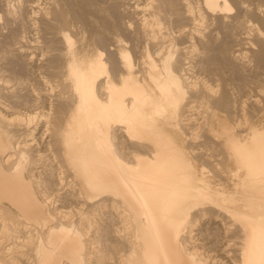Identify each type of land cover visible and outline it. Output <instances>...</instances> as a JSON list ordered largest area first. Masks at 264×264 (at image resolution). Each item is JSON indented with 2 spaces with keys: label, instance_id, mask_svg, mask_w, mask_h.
I'll return each mask as SVG.
<instances>
[{
  "label": "bare ground",
  "instance_id": "6f19581e",
  "mask_svg": "<svg viewBox=\"0 0 264 264\" xmlns=\"http://www.w3.org/2000/svg\"><path fill=\"white\" fill-rule=\"evenodd\" d=\"M22 1L23 0H18V6L16 4V7L13 8L8 5L6 9L7 12L15 17L20 16V6L21 3L23 4ZM59 1L60 0H58V2ZM61 2V8L56 7V9L51 11L52 13L54 12V15H51V17H43L42 15L40 23H42L41 30L45 32L46 36L47 33H51L52 35L58 34L59 37H55H61L60 40L62 39V42L57 40L60 45L62 43V48L56 45L54 48H60V55L65 59L64 62L62 61L64 66L62 67L61 64L62 69L52 80H54L53 83H57L58 86L63 83L68 87V90L63 92V98L71 100L72 103L71 101L70 103L73 105L68 119L60 127V130H58L60 131V133H58L60 134V143L64 145V157L69 167L72 169V173L76 177V179L73 177V181L70 180L67 182L69 185L68 188H72L70 193L73 195L79 192L81 194L80 197L84 198L91 206L93 205L92 208L95 206H112L117 209L115 215L118 217H114L119 218L118 221L120 223L123 221L122 228L121 226L120 228L121 230L123 229V231L126 229L127 234L124 236L123 231V234L120 233L121 230L117 227L118 225L115 226V224H117L115 218H113L115 224L111 227V231L114 232V234L116 233L117 236L120 237L122 235L123 237L122 240H124L125 247L127 248V251L126 248H123L125 249L124 251L127 252L125 256L126 264H207V259H209V257H206V259L203 258V256L200 255L202 251H198V248L195 249L197 246L196 244L194 248L192 246L193 249L190 246L195 240L192 239L193 235H191V225L195 221L192 220L193 218L191 215L195 209L205 210L207 207L219 208L220 211L223 210L228 212L227 214H230L229 216L232 217L231 219L240 225L238 226L236 224L238 227H241V231H239L240 234L242 232L240 244L238 245L239 247L237 246L239 248V251L237 250L239 254L238 258H240V262H238L240 264H264V129L261 130L256 126H251L247 136L242 138L235 134L233 130L224 128L223 131L220 132L219 129L216 128L215 123L212 125L210 124L212 137L224 138L225 145L228 147L229 157L233 159L237 165L233 174L241 178L239 187L231 191L224 188L213 187L205 176L200 174L196 169V164L193 160L194 158L200 159V156L198 157V155H195L198 154V151L194 152L195 154L193 152L190 153L189 148L191 145L189 147L187 146L188 143L184 145L185 139L181 144L180 142L183 139L180 141V134H178V132L181 128H186V124L189 121L187 119H190V117H185V115L188 111L187 105H190L191 102L203 100L208 103L207 106H210L211 109H220V111L224 113L228 105L230 106L232 102L233 115H235V111L237 110H234V107L238 108L239 105L236 99L231 101L225 91L221 94H215L213 91L210 92L206 90V88L205 90L199 89V86V88L197 86L193 88L188 83V79L191 77V71L189 72L188 69L190 68V61L194 60L188 59L189 61L183 62L181 61V57L180 59L178 58L180 53L177 55L178 50H183L185 46L175 47V44L178 42L172 43L173 41L167 42L162 40L166 34L169 37L172 33V26L169 25L172 21L170 20L172 17L169 16H171L172 13H174L173 16H175V21L173 20L172 22H178V27L177 23H173V28L176 25L175 27L178 28L177 32L182 35L187 30L189 24L193 25L191 28H196L195 24L198 23V21L203 23L205 20L203 18H205L206 15L212 14L215 16L216 14L217 16L218 14L219 16V14L223 12H231L229 11L232 8L230 1L202 0L198 9L193 6L194 3L192 4L190 0L144 1V5H142V9L146 5V11L144 12L145 16L144 18L142 17L144 22L142 21V25L140 27L138 25V27L142 30L144 29L147 32L146 35H152V37L155 36V38L162 36V41L160 38L159 41L156 40L157 38H153V50H150V45L148 50H146L149 68L145 69L146 72L145 70L142 71L137 69L139 71H137V74H134L135 57L132 55L130 49L123 48L122 46L118 47L117 45L119 50L115 51L118 52L116 56L120 62L119 64L126 70L125 73L121 74V79H117L119 80L118 82L113 78V71L111 70L117 66L115 60L112 59V66L109 64L113 52L108 55L106 51L108 49H113L112 46L115 45L111 44V40L115 42L121 41L120 30L130 27L131 24L128 25L125 23L126 21L124 22L123 20L119 21L114 16L110 17L112 14L108 9H94L91 7L92 4L90 3H96V0H79V4L84 10L83 12L89 16V21L92 22V19L97 20L96 18H101L104 22L103 23L101 20V24H104L103 28L101 26L103 30H99L95 25H90V32L89 29L86 28L90 36L85 38L79 46L81 47L80 49L90 51L94 53V55L84 60L78 55V45L75 39L76 32H70V26L72 24L70 25L67 20L69 15L74 12L75 7H72L73 9L71 8L72 4L70 3L72 2ZM113 2L118 3L119 0H113ZM37 3L38 2H35L36 5ZM26 4L28 5V3ZM73 4H76V2ZM257 4H255V6ZM260 6L256 8L261 9ZM26 7L25 5V8ZM170 7H174L173 11L169 10ZM32 9L31 11L33 12ZM71 9L73 10L72 12ZM257 10L258 9H256V11L254 10L255 12L252 11L254 12L252 16L254 15V17L257 18L256 20L262 25L255 22L264 29V14L260 11L257 12ZM248 11H250L249 8ZM42 14H44V12ZM227 14L220 15V17L225 20L228 18ZM74 15L77 16V13ZM35 17L37 18L36 14ZM28 19H30L29 16ZM68 19H70V17ZM37 20L36 23H38ZM188 20L190 21L189 23H184ZM31 22L33 21H30V23ZM88 22H85V24ZM255 22L253 24H256ZM81 23L82 27H84L85 24L82 20ZM226 23L228 24V21ZM167 24L169 28L171 26L170 34H168L169 30L167 29ZM252 26L256 28L255 25ZM38 28H40L39 25ZM38 28L36 30H39ZM72 29L74 30V28ZM84 29L81 30L83 36L86 34ZM262 29H260V32L263 31ZM232 30L231 28L229 32H225L226 34L224 33L225 39L218 44V48L222 49V53H227L226 57L221 58L222 61L227 63L232 69H236L242 62L240 63V57H238V59L235 55V49L237 48L233 47L235 43L233 45V43L231 44V41L228 40L234 35ZM194 31L196 30H193V32ZM174 36L176 37V35ZM56 38L54 42H57ZM147 42L146 45L149 44ZM233 52H235L234 55L232 54ZM106 54L107 56H105ZM154 54H159V56L157 57ZM254 57L255 58H252V60L254 59V62H256L260 68H264V45L257 48ZM185 63H188L189 66H185ZM195 106H197V104H195ZM190 108L191 107H189V109ZM216 109L214 110L216 111ZM3 111L4 110L0 108V116L2 118H4L1 115ZM229 111L230 109L226 113L227 116L232 112ZM214 113L215 112L212 110L213 115ZM33 114V112H29L27 115H24V118L32 119L34 116ZM10 118L12 117H9V119ZM13 119L14 118H12L11 121ZM235 121H237V119ZM16 122H18L17 119ZM119 126L122 127L124 135L127 136L126 138L131 140V142L146 145V151L141 153L136 152L131 157H127L124 153L119 151L116 140V130ZM3 129L4 131L7 130V142L6 138L4 139L5 142L1 140ZM12 129L3 124V119H0V208L3 207L8 209L7 211H9V214L16 216L17 218L15 219L20 220L19 222L25 225L28 226L32 224L33 226L34 224L36 226L35 228L28 227V229L25 228L26 226H22L25 228L24 230L27 229L26 231H30V234H32L27 236L30 242H35V252L37 254L35 255L38 259L36 263L89 264V261L93 260L92 258H96L97 261H99L103 257L109 256L110 253L104 252L107 240V226H101L98 229L99 231L96 232L97 234L94 235L93 233V236L91 235L92 238H89L86 236V233L91 229L87 230V227H85L86 229L80 227L81 225H77L78 222L76 223V221L69 223L58 219L59 221L56 223H51V215L53 214V216H56L58 211L55 213V211L51 210L55 214L50 212V210L48 211L46 205L38 199L30 181L23 176L24 162L32 158L33 153L30 152L31 149H29L28 146H25L27 143L24 142V139H26L23 138L24 135ZM180 133L182 134V132ZM189 136L194 138L192 133ZM181 138H184V136ZM8 146H13V150H10L7 155L5 154V161L8 164L10 162L13 171L6 170L1 162L2 153L8 149ZM202 155L204 156V154ZM34 178L37 183L43 182L41 175L37 174L36 171ZM39 178L42 181L39 180ZM42 187L45 189V185ZM45 196L48 198V195ZM76 196H78V194ZM49 200H51V198H49ZM2 202L9 203L19 213L4 205ZM46 204L48 205L47 202ZM55 208H57V206H54V209ZM2 210L4 211V209ZM13 212L14 214H12ZM104 213L105 212L102 211L103 215ZM218 213L222 214L219 210ZM195 214L197 215L198 211L197 213L195 212ZM5 215L7 216V214ZM86 216L88 217V213ZM86 216L83 217L84 221L87 219L85 218ZM105 218L107 217L103 216L100 218L99 225H101ZM93 219L96 221V218L93 217ZM88 221H86V224L91 222ZM92 221L93 223L95 222L94 220ZM11 223L10 225H13ZM216 223L218 224V222ZM123 225L127 226L123 228ZM6 230L8 231L9 229L7 228ZM15 230L13 229L11 231L13 232ZM21 230L22 229L16 230L15 232L19 231L16 235L20 236L21 234L19 233L22 232ZM12 232L10 234H12ZM3 234L2 230L1 235ZM119 237L117 238L119 239ZM14 238L18 237L14 235ZM24 238L26 239V237ZM87 238H89V245H87ZM18 239L20 240L22 238L20 237ZM26 241L30 245L29 240ZM187 242H191L190 245ZM87 249H89V251H87ZM6 250L5 252H7ZM0 252H2V249ZM3 256L4 255L1 256L0 254V264H7ZM101 261L99 263H101ZM234 261L236 260L234 259ZM33 262L32 264H36L35 258Z\"/></svg>",
  "mask_w": 264,
  "mask_h": 264
},
{
  "label": "rangeland",
  "instance_id": "374dc122",
  "mask_svg": "<svg viewBox=\"0 0 264 264\" xmlns=\"http://www.w3.org/2000/svg\"><path fill=\"white\" fill-rule=\"evenodd\" d=\"M61 1H66V2L68 1L69 3L72 2L70 3L72 4L71 8L75 7L74 12H72L73 8L71 9L72 16L69 15L70 19H68L69 18L68 17L67 20L69 21L70 25L72 24L71 26L69 25L72 30V31L70 30V32L71 33L76 32L75 39L78 45V49H77V51L79 52L78 55L85 60L93 56L94 53L87 51L85 49L84 50L80 49L81 47L79 45L82 44V41L85 38L90 36L89 34L90 25L92 26L95 25V27H97L99 30H103L102 28L104 26L103 24L104 22L101 18H96L97 20L92 19V22L89 21V16H87V14L83 12L84 10L82 6L79 4V0H75V1L74 0H70V1L60 0L59 2L58 0H37V1L35 0V2H38L37 5L35 4L34 0H26V1L23 0L22 1L23 4H25L28 8L26 7L27 8L26 10L25 5L21 3V6H20L21 14L20 16H16V17L14 15L9 14L6 9L8 5L11 8L16 7V4L18 6V0H0V108L4 110L3 111L4 115L3 113L1 114L4 118L0 116V119L1 120L3 119V124L8 126V128L10 129L13 128L14 130H17L18 133H21L22 135H24L23 138H26L24 139L25 140L24 142L27 143L25 146H28V148L31 149V151L30 150L29 151L33 153L32 154L33 157L29 158V160H25L27 164H26L24 174L27 177H30V180L34 183L36 193L38 197L46 205V209L48 208V211L50 210V212L55 211V213H57L58 211L56 216H53V214L51 215V220H50L51 223H56L59 220H64L69 223H71L72 221H76V223L78 222L77 225L78 224L81 225L80 227L82 228L87 227V230L91 229V230H88L89 233L88 232L86 233V236H88L89 238H92L93 233L94 235L97 234L96 232L99 231L98 229L101 226L103 227L107 226V229H106L107 240H106V246H105L104 252L110 253V254L109 256L107 255L105 258L103 257L101 259L103 262L101 260L97 261L96 258L95 259L92 258L93 260L89 261V264H101V263L102 264H126L125 256L127 253L126 252L127 248L125 247L126 245H125L124 240H122L123 237L121 234H123L124 232V236H125V234H127V230L125 229L126 233H125V230L124 231L123 229L121 230L123 221H121L120 219L121 221L120 223L118 221L119 218H116L118 217L115 215V213L117 212V209L112 206H106V207L95 206L94 207L95 209H94L92 208L93 205L91 206L90 203L84 200V198L80 197L81 194L79 192L78 193L75 192L78 194L79 197L76 196L77 194L72 195L70 193L72 188L71 189L70 187L68 188L69 185L67 182L70 180L73 181L74 180L73 177H75V175L72 173V169L69 167L64 157V154H63L64 145L63 143L62 144L60 143V136H59L60 134H58L60 133V131L58 130H60V127L68 119L69 113L71 109L73 108V105H71L72 103L71 100L63 98V94H64L63 92L68 90V87L65 86V84L63 83L58 86V84L55 82L53 83L54 80H52L53 77L58 75V73L64 66L63 62L65 59H63L64 57H61L60 55V51H59L60 48H56L57 51L54 48L56 46H60L62 48L63 46L62 43H61L62 45L61 46L59 42L57 41V40L61 41L62 39L60 40L61 37L58 38L59 37L58 34L52 35L50 33L51 34L50 35L47 33V36H46L45 32L41 30L42 23H40L42 19L41 18L42 15L43 17L44 16L51 17V15H54V12L52 13L51 11L56 9V7L61 8V5H62ZM144 1L146 0H119V2L116 3V2H113V0H96V3H90L92 4L91 7H93L94 9H99V8H103V10L108 9V11L112 14L110 15V17L114 16L119 21L123 20L124 22L126 21L125 23H127L128 25L131 24L130 27L123 28L122 30H120L121 41L115 42L114 40L110 39L111 44L112 45L115 44V45L113 46L111 45L113 49H108V48H107L108 50L106 49L107 50L106 52L108 55L113 52L111 54V57H110L111 61L109 64L112 66V59L115 60V63L117 66L111 70L113 71L112 72L113 78L117 82L121 79V74L125 73L126 71L119 64L120 62L118 61V58L116 56L118 52H115V51L119 50L118 49L119 46L120 47L122 46L123 48L124 47L129 48L132 55L135 57L134 74H137L138 70L143 71L149 68L148 67L149 60L147 57L146 50H148L149 45L151 47L150 50H153L152 49L153 43H154L153 38H155V36L152 37V35L151 36L148 34L146 35L147 32L144 29L142 30L141 28H139L144 22L143 21V18L145 16L144 12L146 11L145 9L146 5L142 9V5H144L143 3ZM190 1L192 2V4L194 3L193 6H195V8L197 9L201 5L200 2L202 3V0H190ZM229 1L232 6V8L229 10L231 12H226V13L223 12L224 14L221 13L219 14V16L218 14L217 16L216 14L215 16L212 14L208 16L206 15V17L203 18L205 19L203 23L198 21V23L195 24L196 28L194 27L191 28V26L193 25L189 24L187 30L182 35L179 32H177L178 28L175 27L176 25L173 28L174 22L172 21L175 19V16H173L174 13H172L171 16H169V17H172L170 19L172 21L169 24L172 26V33L170 31L171 26L169 28V25L167 24L168 26L167 29L169 30L168 34L171 33V35H169L168 37L166 34L165 37L166 36L167 37L166 38L163 37L162 40L167 41V42L173 41L172 43L178 42L177 44H175V47L185 46L183 50L181 51L178 50L177 55H179L180 53L178 58L180 59L181 57L182 58L181 61L183 62L194 60V61H190L191 62L190 68L188 69L189 72L191 71L190 72L191 77L188 79L189 80L188 83L193 88L194 86H197V87L199 86L200 87V88L198 87L199 89L205 90L206 88V90H209L210 92L213 91L215 94H219V93L221 94L222 92L225 91L226 95L231 99V101H234L235 99L237 100V104L239 106L238 108L234 107V110L237 109L235 111V115H233L234 113L233 103L231 101H230L231 102L230 106L228 105L229 108L227 107V110H225V113L220 111V109L214 108L216 109V111L214 109H211L210 106L209 107L207 106L208 103H206L203 100H200V101L198 100L196 101L197 103L195 101L191 102L193 105L191 103H190L191 106L188 104L187 105L188 111L186 109L187 114L184 113L187 115V116L185 115V117H188V118L190 117V119H187L189 120L188 123L186 124L187 129L181 128L178 132V134H180V141L181 139H183L180 143L182 144V142L185 139L184 141L185 144L184 143L183 144L187 145L188 143L187 145L188 147L191 145L189 148L190 153L192 152L194 153L198 151L197 152L198 154H195V153L194 154L198 155V157L200 156L199 157L200 159L194 158L193 161L196 164V169L199 171V173L204 175L205 178L211 183L213 187L224 188L226 190L231 191L239 187L240 185L239 182L241 178L240 176H236L233 174V171L234 169H236L237 165L235 161L233 159H230L229 157V152L227 149L228 147L227 145H225L224 138L223 137H212L213 135H212L211 125L215 123L216 128H218L220 132H222L224 128L233 130L235 134L239 135L242 138H245L247 136V133L251 126H256L257 128L261 130L264 129V106H263L264 105V68L263 67L260 68L256 64V62H254V59L252 60V58H255L254 54L257 48L264 45V33H262L264 32V29L261 28L262 26L258 25L261 23H259V21L256 20L257 18L254 17V15L252 16V13L254 14L256 9H258L257 12L260 11L262 14H264V9H262L264 8V0H229ZM74 2H76V4H73ZM26 3H28V5ZM29 4H30V7H29ZM255 4L257 5L255 6ZM36 6H37V9H36ZM259 6L261 9L256 8ZM247 7L249 8L250 11H248ZM170 8L169 10L173 11L174 7H170ZM31 9L33 10V12L31 11ZM79 9L81 12L79 11ZM43 12L44 14H42ZM34 13L36 14L37 18L35 17ZM73 13L74 14L77 13V16L74 15ZM27 14H34V15H27ZM226 14L228 15V18H226L225 20L220 17V15H226ZM28 16L30 17V19H28ZM36 20L38 21L39 24L36 23ZM81 20L83 21L84 24L85 22L89 21L88 23H86L88 26L85 24L86 26L85 27L83 24L84 27H82ZM101 20L103 22L102 24H101ZM30 21H33V22L30 23ZM227 21H228L229 26L226 23ZM189 22L190 21L188 20L184 23H189ZM254 22L257 24V26L256 24H253ZM175 23H177V27H178V22H175ZM38 25L40 28H38ZM252 25H255L256 28ZM73 26H75L76 28ZM37 28L40 31L44 32L43 34L46 37H44L43 34H41L42 32H40L39 30H36ZM72 28H74V30ZM86 28L89 29V32H87ZM231 28L233 29L232 33H234V35H232L231 36L232 38L230 37L228 40L231 41V44L233 43V45L235 43L234 46L232 45L234 48L237 47L236 48L237 50L235 49V52L237 54L235 52H233L232 54L234 55L235 53L237 58L240 57V59L239 58L238 59L240 63L241 62L243 63V64L241 63L240 66L238 64L239 67H236V69H232L227 63H224L222 61L221 58L226 57L227 53L226 54L222 53L221 52L222 49L218 48L219 47L218 44H220L225 39L224 33L229 32ZM83 29L84 31H86V34L84 36L82 35V31H81ZM260 29H262L263 31L260 32ZM193 30H196V31L193 32ZM174 35H176V37ZM55 36H58V37L56 38ZM181 36L184 38H182ZM161 37L159 36L160 40H161ZM55 38L57 42H54ZM156 38L155 39L159 41V38L158 37ZM174 38L176 39V41ZM146 42L149 43L147 44L148 46L146 45ZM118 43H121V44H118ZM107 54L105 56H107ZM154 55L157 57L159 56V54L158 55L154 54ZM112 56L115 58H113ZM61 64H62V67H61ZM184 65L189 66L188 63H185ZM114 73H116L117 75ZM195 104H197V106H195ZM189 107L191 108L189 109ZM229 109H230L229 112L232 111L230 113L231 116L230 115L227 116L226 114ZM212 110L215 112L214 115L212 114ZM29 112H33L34 113L33 115L35 117L33 116L32 119L24 118V115L25 114L27 115V113ZM9 117H12L14 119L11 121L12 118L9 119ZM16 119L18 122H16ZM236 119L237 121H235ZM11 123L12 124L14 123V124L12 125ZM116 132H117L116 140H117L118 149L119 151L124 153L127 157H131L136 152L141 153L143 151H146L147 149L146 145L136 144L134 142H131V140H129L128 138H126L127 136L124 135V132L121 126L117 128ZM180 132H182V134ZM191 133H192V136H194V138L193 137L191 138L189 136L191 135ZM2 134L7 137V130L4 131L3 129ZM183 136L184 138H181ZM202 154H204V156ZM3 163L5 167L11 168L10 162L8 164L7 162L3 161ZM35 171L37 172V174L41 175V178L43 180L42 183H37L35 181V178H34ZM39 180L41 179L39 178ZM31 181L30 183L32 184ZM43 185H45V189L42 187ZM45 195H48V198ZM49 198H51V200H49ZM45 201L48 203V205L46 204ZM51 205L53 206V208ZM54 206L55 207L57 206V208L54 209ZM0 209H1L0 210V230H1V234H2V230L4 233L3 235L0 234L1 235L0 239L2 240V241L0 240V248L2 249V252H0L1 256L4 255L3 258L6 260L7 264L8 263L9 264L10 263L11 264H32L34 263L33 262L34 258H35V263H36L38 259L36 257L37 254L35 252L36 251L35 242H32V241L30 242V239H28L27 235H32V234H30L31 233L30 231L29 232L26 231L28 227L35 228L36 226L34 224H33L34 227L32 226V224L27 226L24 223L19 222L20 220H16L15 219L17 218L16 216L9 214V211H7L8 209L3 208V207ZM2 209H4V211ZM206 209L205 210L195 209L194 212L192 213L191 215L193 218L192 220L193 221L195 220V221L191 225V228H192L191 235H193L192 239L193 240L195 239L194 241L196 240L197 241L194 242L192 240L193 241V242L191 241L192 243L191 242H187V243H189V245L191 243L190 245L191 248L192 246L194 248V246L197 245L198 247L196 246L195 249L198 248V251H202L200 252V255H202L203 258L206 259V257L207 258L209 257V259H207L208 260L207 264H221V263L222 264H240L239 263L240 258H238L239 257L238 256L239 255L238 245L240 244V240H241L240 236L242 234V232L241 234L239 232L241 231V227H238L240 225L235 223V221L231 219L232 217L229 216L230 214L228 215L227 214L228 212L226 211H223V210L220 211L219 208L216 209V208H211V207L209 208L207 207ZM218 210L219 212H222V214L218 213ZM102 211L105 212L104 215L102 214ZM197 211H198V214L196 215L195 212L197 213ZM87 213H88V217L86 216ZM5 214H7V216ZM12 214H14V212ZM83 215L86 216L85 218H87L85 221L83 220V217H84ZM90 216L91 217L93 216L94 218H96V221L95 219H93V217L91 218ZM103 216L107 218H105V220L102 221L101 225H99L100 218H102ZM113 218H115L117 224H115V221ZM92 220H94L95 222L93 223ZM16 221L19 222L21 225L19 223L16 224L17 223ZM86 221L88 222L91 221L92 223L90 222L91 224L90 223L86 224ZM216 222H218V224ZM10 223L13 225H10ZM114 224L115 226L118 225L117 227H119V229L121 230L120 237L117 236L116 233L114 234V232L111 231V227H113ZM7 226H9L10 228ZM22 226L23 227L26 226L25 228L27 229L24 230L25 228H23ZM123 226H124L123 228H125V226L127 225H123ZM7 228L9 230L10 229L15 230V228L16 230L22 229L21 230L22 232L19 233L21 235L20 236L16 235V233L18 234L19 232V231L15 232L16 230L13 232L11 230L10 232L9 230L7 231L6 230ZM11 232L12 234L15 233L14 235L16 237L18 238L21 237L22 239L19 240L18 238H14V235L10 234ZM24 237H26V239ZM117 237H119V239ZM2 238H4L5 240ZM89 238H87L88 239L87 245H89ZM26 240H29L30 245L28 244ZM11 243H12V246H11ZM123 248H126V251H124L125 249ZM118 249H121V250H118ZM3 250H4V253H3ZM5 250L7 252H5ZM87 251H89V249H87ZM33 252H34V258H33ZM121 252L124 254H122ZM234 259L236 261H234ZM100 261L101 263H99ZM36 264H38V262Z\"/></svg>",
  "mask_w": 264,
  "mask_h": 264
},
{
  "label": "crops",
  "instance_id": "0c3cea01",
  "mask_svg": "<svg viewBox=\"0 0 264 264\" xmlns=\"http://www.w3.org/2000/svg\"><path fill=\"white\" fill-rule=\"evenodd\" d=\"M6 138V142H7V137L5 136V135H1V140L2 141H4L5 142V139ZM11 147V148H10ZM8 146V149L7 150H5L3 153H2V158H1V162H2V165H3V167L6 169V170H8V171H13L10 167L9 168H7V167H5L4 166V163H3V161H5V157H6V155L10 152V150H13V146ZM6 154V155H5ZM6 162V161H5ZM26 164H27V162H24V167H23V176H25L28 180H30V177H27L25 174H24V171H25V168H26ZM31 181V180H30ZM36 181V180H35ZM32 182V181H31ZM32 184H33V186H34V189H35V185H34V183L32 182ZM35 192H36V189H35ZM36 195H37V193H36ZM37 197H38V195H37ZM38 199H40L39 197H38ZM40 201L41 202H43L41 199H40ZM4 205H6V206H8V207H10L11 209H13L14 211H16V212H18L13 206H11L9 203H7V202H2ZM47 210H48V208H47ZM19 213V212H18Z\"/></svg>",
  "mask_w": 264,
  "mask_h": 264
}]
</instances>
